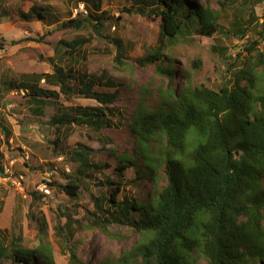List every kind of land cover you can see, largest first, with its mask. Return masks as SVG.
I'll return each mask as SVG.
<instances>
[{
  "label": "trees",
  "instance_id": "1",
  "mask_svg": "<svg viewBox=\"0 0 264 264\" xmlns=\"http://www.w3.org/2000/svg\"><path fill=\"white\" fill-rule=\"evenodd\" d=\"M263 1L222 0L220 5L224 11L236 4L244 6L243 14L241 9L233 12L227 28L218 21L220 10L200 0H135V3L149 2L150 8H125L128 13L134 11L142 16L159 17L156 42L136 62L139 65L154 64L156 73L166 76L168 83L155 108L141 100L131 118L125 121L136 146L133 153L114 155L115 171L121 174L104 176L109 206L102 207L103 198L100 197L95 198V203L98 217L105 215L104 218L129 225L140 233V242L127 254L139 252L142 264H195L193 254L206 259L208 264H264V88L258 76L264 53L257 49L259 42L254 40L243 47L247 54L242 67L235 70L232 84L222 83L213 89L189 83L179 92L171 87L176 68L172 54L181 40L194 33L199 40L212 38L215 34L242 39L257 25L259 32L256 33L263 37L264 15L258 17L254 9ZM21 14L27 18L32 14L40 19L45 17L35 8ZM105 14L103 11L78 13L58 27L81 30L88 26L95 37L108 39L102 34ZM87 40L79 37L61 40L60 44L72 53ZM111 44L114 62L122 66L120 58L126 51L122 40L116 37ZM212 48L213 51L217 49L216 46ZM226 52L218 51L220 54ZM241 55L242 52L237 53L236 58ZM190 64L193 69H200L202 62L195 58ZM42 80L55 89L40 87L38 84ZM243 80L244 84L241 83ZM9 84V89L25 91L34 104L32 110L38 114H42L45 100L60 96L86 98L97 103L92 107L77 106L78 114L53 115L48 122L56 128L77 124L100 129L113 116L112 102L118 95L117 89L110 92L94 90L95 85H113L105 72L99 76L75 75L74 71L61 65H53L52 73L24 76L18 83ZM3 132L4 139L8 140L10 131L3 127ZM156 132H160L163 139L158 154H154L150 143ZM57 143L56 139L54 144ZM73 154L80 160L74 171L76 175L90 177L92 171L100 170L101 166L88 162L83 150H75ZM141 156L146 169L137 166ZM158 163H162L165 184L150 187L146 202L135 198L118 201L122 189L119 178L126 169H135L133 180L139 183L141 177L147 175L150 179L152 171L155 174ZM0 172H3L1 162ZM74 173L65 175L67 182L58 185L71 198L78 197L81 184ZM131 211L137 216H131ZM91 214L96 216L94 212ZM63 226L58 229L65 238ZM102 230L108 232L105 226ZM1 231L0 264L7 261L31 264L34 254L40 255L45 264H54L45 244L41 245L39 241L34 247H22L19 236L7 235V231L2 236ZM67 250L69 262L77 264L74 250L70 247ZM120 259L123 261L124 255Z\"/></svg>",
  "mask_w": 264,
  "mask_h": 264
},
{
  "label": "rangeland",
  "instance_id": "2",
  "mask_svg": "<svg viewBox=\"0 0 264 264\" xmlns=\"http://www.w3.org/2000/svg\"><path fill=\"white\" fill-rule=\"evenodd\" d=\"M200 1L220 10L218 21L226 28L232 22L233 12L237 9H241L242 14L244 12L242 4L224 11L220 5L222 0ZM78 3H84L86 12L106 13L102 34L108 39L95 37L88 26L81 30L58 27L78 13L85 15L84 12H76ZM138 6L150 8V3H135V0H0V162L3 170L0 172V231L4 230L1 231L2 236L5 231L7 235L19 236L22 247L33 246L39 241L41 245L45 244L54 264H72L68 258L69 251H65L67 247L74 250L77 264L143 263L139 252L127 254L140 242V233L129 225L104 218L105 215L98 217L95 203V198L100 197L103 198L101 206H109L104 176L121 174L115 171L114 155L133 153L136 146L125 121L131 118L141 100L155 108L168 83L166 76L156 73L154 64L139 65L136 62L156 42L160 23L155 15L142 16L125 10ZM29 8L42 11L45 17L40 19L36 14L29 18L22 16L21 12L26 13ZM254 9L258 17L263 16L264 1ZM251 28L242 39L215 34L212 38L199 40L194 33L181 40L172 54L176 66L172 89L179 92L189 83L213 89L222 83L232 84L235 70L242 67L247 54L244 46L257 40V49L264 53V34L263 37L257 35L258 25ZM79 37L88 40L72 53L60 44L61 40ZM116 37L122 40L126 50L120 58L122 66L113 59L115 53L111 42ZM212 46L217 49L213 51ZM225 50V54L218 53ZM241 52L242 55L236 58V54ZM195 58L202 62L200 69L191 67L190 63ZM53 65L65 66L75 75L107 74L113 85H95L94 90L110 92L117 89L118 95L112 102L115 108L113 116L100 129L77 124L56 128L48 122L53 115L64 112L78 114L77 106H96L93 100L62 96L55 100L47 99L42 106V114H38L32 110L34 104L26 94L9 89L10 82L18 83L24 76L52 73ZM258 76L264 88V63L258 68ZM241 83L244 84L245 80ZM38 85L55 89L43 80ZM3 127L10 131L8 140L4 139ZM56 139L58 143L55 145ZM153 139L150 143L154 154H158L163 144L161 133L156 132ZM75 150L87 153L88 162L101 166L100 170L92 171L90 177L76 175L74 171L80 160L73 154ZM137 166L147 168L142 156ZM154 171L150 179L145 175L135 183V169H126L119 178L122 189L117 196L118 201L135 198L146 202L150 187L165 184L162 163H158ZM70 173L81 180L77 198L69 197L58 186L67 182L65 175ZM130 215L137 216L135 211ZM61 226L66 230L62 231L65 238L58 229ZM103 226L107 233L102 230ZM122 255L123 261L120 259ZM193 256L195 264H208L206 259ZM5 264L15 262L7 261ZM31 264H45V260L34 254Z\"/></svg>",
  "mask_w": 264,
  "mask_h": 264
},
{
  "label": "built area",
  "instance_id": "3",
  "mask_svg": "<svg viewBox=\"0 0 264 264\" xmlns=\"http://www.w3.org/2000/svg\"><path fill=\"white\" fill-rule=\"evenodd\" d=\"M77 5H78V8H76V12H84V13H86L84 3H78ZM21 92L24 93V91H21Z\"/></svg>",
  "mask_w": 264,
  "mask_h": 264
},
{
  "label": "clouds",
  "instance_id": "4",
  "mask_svg": "<svg viewBox=\"0 0 264 264\" xmlns=\"http://www.w3.org/2000/svg\"><path fill=\"white\" fill-rule=\"evenodd\" d=\"M20 91H23V90H20ZM24 94V93H23Z\"/></svg>",
  "mask_w": 264,
  "mask_h": 264
}]
</instances>
